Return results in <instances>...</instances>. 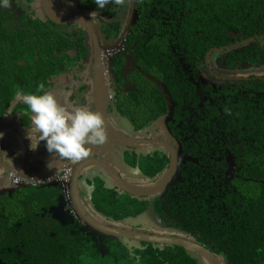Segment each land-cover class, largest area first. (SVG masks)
I'll list each match as a JSON object with an SVG mask.
<instances>
[{"label":"flooded vegetation","instance_id":"af4514ba","mask_svg":"<svg viewBox=\"0 0 264 264\" xmlns=\"http://www.w3.org/2000/svg\"><path fill=\"white\" fill-rule=\"evenodd\" d=\"M35 2L47 16L44 0L41 10L38 0ZM82 2L55 0L54 4L60 13L68 14L64 7L69 5V13L86 15L98 32L92 35L78 22L53 21L79 29L73 36L81 37L82 47L70 51L74 55L46 89L54 91L65 106L86 105L94 111L98 97L105 96L108 139L103 145H90V155L80 160L87 167L75 189L76 162L68 159V164L47 175L34 173L51 169L24 168L22 173L23 164L4 169L2 176L11 188L0 191V264H148L150 254L174 246L183 248L198 264H211L199 251L162 238L191 241L212 252L219 264H233L224 252L215 253L208 242L192 233L182 211L191 197L205 195L203 182L214 180V185L215 174L223 176L225 182L236 177L240 166L237 156L227 148L231 142L227 127L222 130L218 124L215 131L207 129L205 109L207 105L219 107L211 91L220 85L216 79H264V72L244 73L264 63L226 65L230 52L241 51L253 42L264 48L260 41L264 34L213 45L200 61L193 55L197 49L189 48V35L180 30L183 11L171 9L170 17L162 15L159 5L164 2L160 0H125L122 5L110 3L102 9L81 6ZM32 9L29 6L31 14ZM172 26L176 32L166 30ZM206 84L213 86L211 90ZM18 98L21 96L17 95L12 105ZM21 122L25 130L31 124L27 107ZM3 133L19 145L9 147V151L18 150L25 165L30 147L22 135L15 129ZM213 133L217 141L213 140L208 147L211 151L205 152L199 138ZM41 147L33 153L34 163L43 152ZM2 150L3 146L0 162L5 164ZM46 153L45 158L52 155L48 150ZM173 160L178 166L169 181L159 190L144 192L167 176ZM108 168L118 173V180ZM16 173L24 180L19 185L12 181ZM120 178L137 187L140 194L121 186ZM195 183L204 190L202 194L195 191ZM216 196L226 193L215 192L206 199L213 208L218 204ZM236 196L233 192V203ZM221 208L220 217L227 221L232 213L224 202ZM146 236L153 240L143 239ZM243 238V234L237 235L236 242L243 244ZM246 259L252 260V254Z\"/></svg>","mask_w":264,"mask_h":264},{"label":"trees","instance_id":"16d2710c","mask_svg":"<svg viewBox=\"0 0 264 264\" xmlns=\"http://www.w3.org/2000/svg\"><path fill=\"white\" fill-rule=\"evenodd\" d=\"M35 1L29 0L31 15L16 0H10L8 7H0V119L11 108L19 90L35 91L42 82L48 87L50 79L62 73L63 65L74 55L70 51L82 47L81 37L73 36L79 29L51 21L35 7ZM82 1L81 6L97 7L93 0ZM160 1L164 2L159 5L164 10L162 15L170 17L171 9L183 11L180 30L189 35V48L197 49L193 55L200 61L213 45L264 34V0ZM166 30L176 32L174 26ZM241 62L264 63V48L253 42L241 51L230 52L226 65L233 68ZM216 80L220 85L214 90L206 85L217 96L220 108L207 105L204 125L214 131L218 124L222 130L227 127L231 137L227 148L237 156L240 167L231 182L217 174L214 185V180L203 182L205 195L191 197L182 212L192 233L208 242L215 253L224 252L233 264H264V79ZM213 140L214 133L199 138L205 152L211 151L208 147ZM195 191L202 194L204 190L198 185ZM215 192H225L226 196H216L218 204L213 208L206 199ZM233 192L237 194L236 203ZM222 202L232 213L227 221L220 217ZM240 234L244 235L243 244L236 242ZM251 254L252 260H247ZM147 260L148 264H198L177 246L154 252Z\"/></svg>","mask_w":264,"mask_h":264},{"label":"clouds","instance_id":"9594fccd","mask_svg":"<svg viewBox=\"0 0 264 264\" xmlns=\"http://www.w3.org/2000/svg\"><path fill=\"white\" fill-rule=\"evenodd\" d=\"M99 8L112 3L124 4L125 0H93ZM10 0H0V7H8ZM30 113L31 124L26 130L30 148L38 150L42 141L52 155H59L73 162L90 155V145H103L108 139L104 116L86 105L65 106L57 94L40 83L35 91L19 90ZM35 133V135H33ZM4 135L0 132V137ZM258 251H260L258 249ZM139 259V258H138Z\"/></svg>","mask_w":264,"mask_h":264},{"label":"water","instance_id":"95a60500","mask_svg":"<svg viewBox=\"0 0 264 264\" xmlns=\"http://www.w3.org/2000/svg\"><path fill=\"white\" fill-rule=\"evenodd\" d=\"M17 3L20 4L21 6V9L23 11H25L27 14H31V11L29 10V6H28V0H16ZM55 0H44V10H45V13L47 14V16L52 20V21H55V22H59V23H75V22H78L80 24H83L85 25L90 33H92V35H95L98 31L96 29V26L95 24L91 21V19L89 17H87L86 15H83V14H74V13H68V14H64V13H60L56 8H55V4H54ZM106 99H105V96H101V97H98L97 99V111H99L100 113L103 114V116H105V112H106ZM105 119V117H104ZM106 121V120H105ZM106 126H108L107 122H106ZM110 130L113 132V130L110 128ZM5 135V133H4ZM2 136L0 137V148L4 145V138L5 136ZM116 136V135H115ZM135 143V141H134ZM128 145H132V144H128ZM134 146V145H132ZM23 147V146H22ZM175 151V150H174ZM172 151L173 153V156L175 157L176 155V151L174 152ZM174 159V158H173ZM69 161H67V158L63 159L56 167H53L50 171H43V172H38V173H34V175L36 176H40V175H47V174H50L54 171H56L57 169L59 168H62L64 167V165L68 164ZM91 165V164H90ZM88 165V167L90 166ZM177 166H178V161L176 160H173L172 161V169L170 172H168L167 176H165L161 182H159L158 184L154 185L153 187L151 186L149 189L147 190H144V192H150V191H155V190H159L161 189L166 183L167 181H169V176H171L172 174H174L175 172V169H177ZM87 167V163H83L82 161H77L75 164H74V168H73V178H72V183H73V187L75 189V186H76V181L78 179V177L80 175H82L83 173V170H85V168ZM24 169L23 168H20V171L22 173H24L23 171ZM108 172L111 176H114V177H118V173L114 170H112V168H108ZM119 178H117L116 180H118ZM121 184V186L125 187L129 192L131 193H136L138 188L137 187H134L130 184H127L126 185V182L120 178V181H119ZM136 194H140V193H136ZM86 220L88 221V219L86 218ZM142 237H144L142 235ZM143 239H146V240H153V238L151 236H146V238H143ZM164 242H167V243H172V244H181V245H184V246H187L189 248H193L197 251H199L201 254H203V256H205L207 258V260H209L211 262V264H219L218 262V258L212 253L210 252L208 249L198 245V244H195L191 241H188V240H185V239H181V238H162Z\"/></svg>","mask_w":264,"mask_h":264},{"label":"crops","instance_id":"0c3cea01","mask_svg":"<svg viewBox=\"0 0 264 264\" xmlns=\"http://www.w3.org/2000/svg\"><path fill=\"white\" fill-rule=\"evenodd\" d=\"M22 98V96H21ZM18 98L16 103H14L11 106L10 112L5 115L2 122L0 123V131L3 132L6 130L15 129L18 131L23 139L25 140V143L28 144V147H30V140L26 138V130L23 128L22 122H21V113L26 111L27 105L24 103L23 99ZM22 110V111H21ZM28 110V109H27ZM44 142V143H43ZM45 146V147H41ZM9 147H19V145L15 144L13 142L12 138L10 136H6L4 138V145H3V160L5 164H1L0 162V191H8L10 187V184L7 183V179L4 178L2 175L4 169L7 171L11 168H14L15 166H23L20 168H25V170H32V169H52L54 165L59 164L64 158L60 157L59 155H50V156H43L44 152L47 154V148H46V142L42 141L40 144V147L43 149V152L39 153L40 155L36 158V163H34L35 159L33 158V153L31 148V151L28 150L26 154V161L24 165V157L20 156L18 150H12L13 152L9 151ZM42 151V150H41ZM9 157V158H8ZM34 159V160H33ZM22 160V162H21ZM21 162V163H20ZM19 163V165H18ZM51 167V168H50ZM6 180V181H5Z\"/></svg>","mask_w":264,"mask_h":264},{"label":"rangeland","instance_id":"374dc122","mask_svg":"<svg viewBox=\"0 0 264 264\" xmlns=\"http://www.w3.org/2000/svg\"><path fill=\"white\" fill-rule=\"evenodd\" d=\"M42 1L43 0H38V8L41 10L42 9ZM71 4V3H70ZM68 6L69 5H67V6H65L64 7V9L69 13L70 12V8H68ZM63 9V8H62ZM63 9V10H64ZM72 11V10H71ZM261 43H262V45H264V38H262L261 40ZM218 61H217V59H216V63H217ZM264 66H256V67H253V68H249V69H246L245 71H244V73H252V72H254V73H261V72H264ZM201 263V262H200ZM202 264V263H201ZM205 264H210V263H205Z\"/></svg>","mask_w":264,"mask_h":264},{"label":"built area","instance_id":"2783aa9c","mask_svg":"<svg viewBox=\"0 0 264 264\" xmlns=\"http://www.w3.org/2000/svg\"><path fill=\"white\" fill-rule=\"evenodd\" d=\"M49 179H51V178H49ZM12 181H13L14 184L19 185L24 180H23V178L19 174L16 173V174L13 175Z\"/></svg>","mask_w":264,"mask_h":264}]
</instances>
